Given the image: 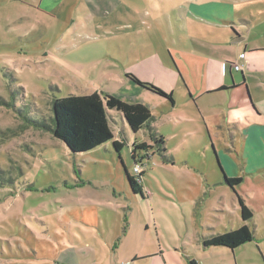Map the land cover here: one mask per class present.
Here are the masks:
<instances>
[{
    "label": "rangeland",
    "instance_id": "374dc122",
    "mask_svg": "<svg viewBox=\"0 0 264 264\" xmlns=\"http://www.w3.org/2000/svg\"><path fill=\"white\" fill-rule=\"evenodd\" d=\"M39 1L0 0V264H124L157 250L134 264H264V173L236 191L221 184L222 169L232 171L229 137H211L206 110L187 105L184 87L174 105L152 106L155 125L171 136L165 148L172 161L149 132L136 136L152 147L143 194L128 182L134 133L118 112L109 120L125 142L120 153L112 142L73 153L39 127L53 125L56 99L95 92L129 104L144 99L149 93L137 92L142 86L128 75L154 61L173 68L190 38L210 33L186 19L189 0H89L66 18L38 8ZM221 1L235 5L236 24L254 25L253 40L264 41V0ZM237 195L252 220L242 219ZM243 226L254 240L236 250L203 246Z\"/></svg>",
    "mask_w": 264,
    "mask_h": 264
},
{
    "label": "crops",
    "instance_id": "0c3cea01",
    "mask_svg": "<svg viewBox=\"0 0 264 264\" xmlns=\"http://www.w3.org/2000/svg\"><path fill=\"white\" fill-rule=\"evenodd\" d=\"M88 1L40 0L38 8L66 18L68 12L78 10L82 2ZM225 10L229 12L224 13ZM234 11L235 5L226 4L221 0H189L186 6V19L205 25L210 33H202L190 38L186 49L181 51L182 54L179 53L178 63L173 68L163 64L162 61H154L152 64L144 65V69L140 70L141 73L135 75L141 81L171 93L174 99L173 105L176 103L178 86L184 87V91L189 94L185 99L187 105L195 104L200 110H206L209 124L215 131L213 134L210 133L211 137L217 138V131L221 136L214 139L215 141L224 139L228 142L227 136L229 137L228 151L231 154L232 171L230 173L225 168L227 176L243 178L245 182L252 176L264 173V41L252 39L255 32L253 24L248 22L236 24ZM73 17H71V26L76 25ZM218 19L220 21H217ZM97 27L99 28L98 25ZM246 27L248 30L245 29ZM240 29L246 30L247 36ZM243 45H245L244 51L241 50ZM241 54H244V59H240ZM237 63L242 65L241 71L234 69L233 64ZM226 72L230 76L226 75ZM138 89L140 90L137 92L145 91L150 95L144 94V99L139 98L136 103L145 104L151 111L154 117L151 127L166 142L171 136L155 125L158 117L152 112V106L166 103L168 99L146 88L138 86ZM120 117L125 129L127 122L121 115ZM148 132L149 130L142 129L134 134L131 143H147L150 146L146 139L136 140L137 135L144 136ZM114 135L117 136L115 133ZM115 140L122 141L118 137H115ZM256 149L259 151H255ZM222 173L226 180L228 177L223 169ZM225 180L220 183L227 185ZM128 238L129 234L126 233L121 241L122 246ZM156 256L158 250L140 252L135 256L132 255L124 264H134L139 260H149Z\"/></svg>",
    "mask_w": 264,
    "mask_h": 264
},
{
    "label": "trees",
    "instance_id": "16d2710c",
    "mask_svg": "<svg viewBox=\"0 0 264 264\" xmlns=\"http://www.w3.org/2000/svg\"><path fill=\"white\" fill-rule=\"evenodd\" d=\"M140 86L163 96L174 103L173 95L167 93L159 87L145 83L136 76L129 74ZM53 125H41L42 130L51 133L56 139L64 142L73 153L92 152L110 142L119 153L125 146V142L116 141L113 129L109 120L110 111L118 112L127 122L134 134L142 129L149 130L151 139L155 142L157 151L161 154L165 162L172 161L166 154L165 139L151 127L153 115L151 111L142 104H129L118 97L104 95L95 92L91 95L69 96L56 99L53 102ZM151 146L147 143H132V157L134 165L145 162L149 156ZM144 176V175H143ZM143 176H141L143 178ZM128 182L135 194H143L141 183L136 181L135 175L127 174ZM226 184L234 191L239 184L243 183V178H226ZM241 207L242 219L250 221L253 219V211L246 205L245 200L238 196ZM254 240V234L248 226L218 235H212L203 240L205 248L224 247L230 250L237 248ZM190 264H198L190 261Z\"/></svg>",
    "mask_w": 264,
    "mask_h": 264
},
{
    "label": "built area",
    "instance_id": "2783aa9c",
    "mask_svg": "<svg viewBox=\"0 0 264 264\" xmlns=\"http://www.w3.org/2000/svg\"><path fill=\"white\" fill-rule=\"evenodd\" d=\"M241 59H244V54H242L240 56ZM234 69L236 71H241L243 68H242V65L241 64H234L233 65ZM145 167H146V164L145 162H140V163H136L134 165V175L136 176V181L139 182V183H142L143 181V178L141 176H143V173H144V170H145Z\"/></svg>",
    "mask_w": 264,
    "mask_h": 264
},
{
    "label": "water",
    "instance_id": "95a60500",
    "mask_svg": "<svg viewBox=\"0 0 264 264\" xmlns=\"http://www.w3.org/2000/svg\"><path fill=\"white\" fill-rule=\"evenodd\" d=\"M67 146V145H66Z\"/></svg>",
    "mask_w": 264,
    "mask_h": 264
}]
</instances>
